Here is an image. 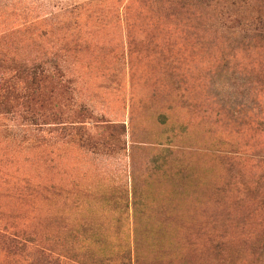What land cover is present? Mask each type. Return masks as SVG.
<instances>
[{"label":"rangeland","instance_id":"374dc122","mask_svg":"<svg viewBox=\"0 0 264 264\" xmlns=\"http://www.w3.org/2000/svg\"><path fill=\"white\" fill-rule=\"evenodd\" d=\"M193 1L0 0V264H264V0Z\"/></svg>","mask_w":264,"mask_h":264},{"label":"trees","instance_id":"16d2710c","mask_svg":"<svg viewBox=\"0 0 264 264\" xmlns=\"http://www.w3.org/2000/svg\"><path fill=\"white\" fill-rule=\"evenodd\" d=\"M191 4H194L193 0H191ZM232 23L237 24L238 26H241V24H243L239 20H235V19L232 20ZM45 72L46 71H43V70L37 71L35 73V75H37V76H35L31 81L27 82V84H26L27 86L24 89V92L21 94V98L24 99L23 106H24V104H29L30 102L33 101L34 92H31L30 87H32L34 85L37 86V93H39L40 103L41 104L46 103V100L48 97H47V95L44 94L42 88H43L44 83L50 82L52 80V77L48 76ZM124 128H125V126H124Z\"/></svg>","mask_w":264,"mask_h":264}]
</instances>
